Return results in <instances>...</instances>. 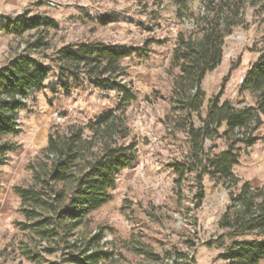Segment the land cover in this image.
Returning <instances> with one entry per match:
<instances>
[{
	"label": "trees",
	"instance_id": "1",
	"mask_svg": "<svg viewBox=\"0 0 264 264\" xmlns=\"http://www.w3.org/2000/svg\"><path fill=\"white\" fill-rule=\"evenodd\" d=\"M188 1L176 0L183 6ZM203 8L193 25L196 32L178 36L172 58V66L178 70L172 99L183 112L181 125L188 137L187 154L171 165L175 186L181 189L187 175L195 173L200 189L198 207L205 198V177L229 190V206L219 227L231 240L221 237L218 241V248L225 249L219 260L260 264L264 261V186L255 188L249 181L243 182L234 167L242 148L257 143L256 133L264 125V49L239 89L240 96L251 97V104L236 107L232 101L222 100L223 91L207 100L201 85L221 65L227 37L236 28L248 26L250 8L264 25V0H203ZM97 20L107 26L119 16L110 14ZM0 28L17 37L36 32L23 52L0 66V167L17 147L10 139L23 133L20 115L32 110L37 93L49 90L53 98H59L94 90L119 96L117 106L96 120L51 128L47 145L32 164L31 185L15 188L26 218L19 226L37 241L23 253L33 262H40L44 253H60L70 264L116 262L114 245L108 247L102 232L89 231L87 223L92 212L112 199L110 192L121 172L138 163L137 142L131 138L125 118L135 95L121 83L128 76L121 61L142 49L84 40L55 52L49 31L57 30L59 24L39 16L7 18ZM219 140L224 143L222 149L215 145ZM39 242L46 247L41 250Z\"/></svg>",
	"mask_w": 264,
	"mask_h": 264
},
{
	"label": "rangeland",
	"instance_id": "2",
	"mask_svg": "<svg viewBox=\"0 0 264 264\" xmlns=\"http://www.w3.org/2000/svg\"><path fill=\"white\" fill-rule=\"evenodd\" d=\"M203 11V0H189L186 6L176 0L143 4L133 0H0V25L19 15L56 20L59 28L49 31L55 52L84 40L142 49L121 61L128 73L121 83L135 95L125 118L137 142L138 163L121 172L110 192L112 199L92 212L87 223L89 231L102 232L108 247L114 245L117 260L108 264H224L219 257L225 249L217 245L221 237L231 240L219 227L230 191L205 177V198L198 207L196 174H188L177 189L171 166L188 152L183 112L172 99L178 74L172 66L173 53L179 35L196 32L193 25ZM110 14L119 20L101 26L97 19ZM246 22L247 27L236 28L227 37L221 65L203 80L207 100L223 91L222 100L236 107L252 103L248 94L240 96L239 89L264 49V25L252 8ZM35 33L17 37L0 28V66L23 52ZM118 97L116 92L90 90L53 98L45 90L36 94L32 110L21 113L23 133L10 139L17 147L0 167V264H70L60 253H44L40 262L26 258L25 247L37 241L19 226L26 218L15 188L31 185L32 164L47 145L54 125L87 124L115 108ZM256 136L253 147L242 148L234 173L259 188L264 186V125ZM215 145L224 148L221 140ZM38 247L42 250L46 245L39 242Z\"/></svg>",
	"mask_w": 264,
	"mask_h": 264
}]
</instances>
